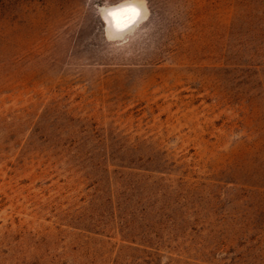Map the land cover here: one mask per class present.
<instances>
[{"label": "rangeland", "instance_id": "obj_1", "mask_svg": "<svg viewBox=\"0 0 264 264\" xmlns=\"http://www.w3.org/2000/svg\"><path fill=\"white\" fill-rule=\"evenodd\" d=\"M147 4L0 0V264H264V0Z\"/></svg>", "mask_w": 264, "mask_h": 264}, {"label": "clouds", "instance_id": "obj_2", "mask_svg": "<svg viewBox=\"0 0 264 264\" xmlns=\"http://www.w3.org/2000/svg\"><path fill=\"white\" fill-rule=\"evenodd\" d=\"M88 8L103 25L104 39L113 47L126 43V38L149 19L147 0H85Z\"/></svg>", "mask_w": 264, "mask_h": 264}]
</instances>
